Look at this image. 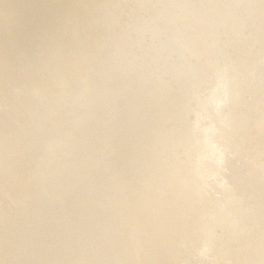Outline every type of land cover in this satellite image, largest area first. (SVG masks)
<instances>
[{
    "label": "bare ground",
    "instance_id": "1",
    "mask_svg": "<svg viewBox=\"0 0 264 264\" xmlns=\"http://www.w3.org/2000/svg\"><path fill=\"white\" fill-rule=\"evenodd\" d=\"M147 4L152 8L150 14L143 10ZM14 5L18 9L20 5V18L16 26L10 27L9 43L0 47V81L2 77L10 81V87L7 82L4 88L9 87L14 100L24 101L28 97L26 104L38 102L36 98L42 92L39 103L45 96L50 105L51 60L61 57V51L67 55L76 52L67 45L60 46L58 54L51 58L54 35L58 33L59 42H63L72 30L70 24L75 22L72 18L90 15L101 7L104 11L111 9L112 13L103 14V11L100 19L98 16L90 19L93 25L88 26V20L82 25L88 33L93 31L91 39L95 41L94 48L97 46L94 55L105 54V65L119 66L117 74L123 89L117 94L122 100L121 106L127 105L124 100H128V95L138 96L142 84L150 87V93H158V97L155 93L156 104H161L168 99L164 94L169 83L177 80L188 88L179 91L175 100L170 101L171 107L165 106L164 111L174 114L186 102L184 114L189 117L188 122L182 119L180 123L179 118L170 119L169 131L174 134L165 137L160 150H152V138L138 142L141 135L146 136L144 132L154 129L145 131L146 127L142 126L150 123L142 121V126L132 131L128 149L120 156L113 153L114 156L109 157L105 142L101 144L100 139H90L80 133L75 135V121L68 113L62 115L61 125L49 144L45 139L38 147L48 145L47 152L37 151L27 163L17 164L16 169L26 178L21 179L23 202L35 196H47L45 186L54 177L58 179L60 195L66 192L75 174L86 177L115 160L121 161V166L124 162L135 163L127 181L122 170L117 172L121 177L116 189L103 194L101 205H106V211L86 208L89 213L85 214L84 207H90L93 202L85 197L66 211V218L71 217L73 211L80 217L76 245L69 236L71 243L67 245L65 235L69 234L61 232L58 224L59 230L42 235L35 242L32 258L22 259L18 264H54L55 259L58 264H264V127L259 125L264 121L260 116L264 113V97L260 113L244 110L240 115L239 110L235 112L226 103L221 111L214 110L217 114H212L214 119L209 120L202 116V107L206 104L189 106L187 103L192 94L198 93L204 95L205 101L213 102L219 94L218 101L223 97L227 99L225 94L231 91H227L226 86L233 82L237 84L235 88L240 87L234 95L236 99L242 92H251L256 77L260 73L264 75V72L257 74L255 66L264 63L261 55L264 52V0H0L2 33L8 30L1 19ZM53 10H61L52 21H58L55 34H51ZM136 18L139 20L135 21ZM133 22L137 23L136 28L145 25L146 30L152 31L148 41H134V47L128 43ZM240 30L244 34L241 42L230 43L228 37ZM78 31H70V39ZM180 43L185 47L171 50ZM242 44L246 45L241 47ZM110 52H118L115 64L107 60H112L108 57ZM127 54L133 59L128 70L133 66L134 72L139 68L145 71L136 80L133 75L127 78V67L126 73L121 71L119 62ZM7 65L8 69L13 65L14 74L6 75ZM260 70L263 71V67ZM171 72L177 75L175 80L171 79ZM242 95L241 102L235 106L244 103ZM33 110L38 114L35 106ZM47 123L51 125V119ZM57 132L62 133V139L59 133L56 137ZM57 138L60 148L57 154H52L49 147ZM162 156L167 157L161 163L163 168L159 163L152 170L149 166L146 168L149 160ZM164 168L169 169V173ZM54 183L57 182L54 180L52 185H56ZM37 188L45 193H37ZM46 196L41 203L45 206L54 196L56 200L60 198L55 191L48 195V202ZM76 198L66 200L74 202ZM26 210L20 214L26 215ZM50 254L51 261H48Z\"/></svg>",
    "mask_w": 264,
    "mask_h": 264
},
{
    "label": "water",
    "instance_id": "2",
    "mask_svg": "<svg viewBox=\"0 0 264 264\" xmlns=\"http://www.w3.org/2000/svg\"><path fill=\"white\" fill-rule=\"evenodd\" d=\"M149 6L150 4H147L146 8L143 9L148 14L151 13L152 9L151 7L149 8ZM20 11V5L19 9L16 8V6L9 7L6 17L1 19L2 21H4L2 23L4 28L6 26L5 29L8 31L4 33L0 32V47L9 43V39L7 40V38L8 34L11 31L10 27H14L16 26L15 24L18 23L21 13ZM59 11L61 10L51 11V34H55L58 32V21H52H54V17L57 15L56 13L59 14ZM103 11L104 8L102 9L100 7L96 12L91 11L90 15L86 14L84 15V17H79L77 19L72 18V20H75V22L74 24H70V29H72L70 31H80H78L79 33L77 32L72 35L73 39H70V31L66 34L63 42H59L61 38L57 36L58 33L54 35L55 41H52L51 43V58H53L55 54H58L57 52L58 50L60 51V46L64 48L67 45V47L76 49V52L67 55V53L65 54L64 51H61V57L58 56L56 59H54V61L51 60V81L48 79L49 83L51 82L50 105L47 102L48 97L45 96L41 98L42 101L39 103L42 92L36 98L38 102L34 100L26 104L27 99H29L28 97L25 98L24 101H19L17 99V101L14 100L13 93L9 90L10 81L6 78H1L0 84L2 81L3 83L0 85V108H2L0 110V264H18V262L22 259L32 258V254L33 252H35V242H38L39 237H41L42 235H50L53 231H55V229L56 231L59 230L60 228L58 227V224L61 227V232L69 234L65 235L67 245L71 243V238L69 237H72L74 239L73 243H75L76 245L77 240H79L78 232L80 217L73 211L70 213L71 217L66 218L64 215L66 211H70V206L75 202L78 203L80 201L79 198L84 197V199H87L90 203L92 202L91 200H93L90 207H84L85 214L89 213L88 211L90 208H104V211H106V205H101L102 196L103 194L112 193L114 192V189H116L117 185L119 184V178L121 177L117 172L122 170L125 174L124 176H126V181L130 176L128 174L129 170L135 162L128 164L127 162H124L125 164L121 166V161L119 162V160H115L113 162L107 163L105 168L102 167L96 172H93V174H90L86 177H81L75 174V178H73V181H70L67 184L65 188L66 192L63 194L61 193L60 195L58 192L59 182L57 181L58 179H55L54 177V180L57 182L54 183L56 185H52L54 182L53 180L50 184L45 186V190L48 193L47 196L45 195L46 197H48L46 198V201L48 202V199H50L48 195H50L53 191H55L57 197L60 198L56 200L54 196L50 200V202H48V206L41 204L45 200V196L43 197V195L39 198H37L36 196L35 198L33 196V199H28V201L23 202L21 194V191H23L21 179L25 181L26 178H24L25 175L20 172V169H16L18 166L17 164L21 162L27 163V161L29 160V158L31 159L33 154H37V151L47 152L46 147H48V145L45 148L38 147H40L45 139H47L46 142H48L49 144V140L51 141L50 138L54 135L56 128L60 127L61 125L59 121L62 115L68 113L71 116L73 122L75 121V125L77 127L74 130L75 135H78L80 133V135L83 134L86 137L89 136L90 139L93 137L100 139V141L102 142L101 144L105 142V144H107V148L110 150V154L107 153L109 157H113V153L120 156L122 155V152H125V150L128 149V143L131 138L132 131L138 129L137 127H141L142 125L140 124H142V121L143 123L146 121L150 123L149 126H142V128L144 129L146 127L145 131H149L147 128L154 129L149 133L144 132L146 136L141 135L142 138L139 137L138 142L142 143L141 139H144V141H146L148 140V138H152V150L162 149L164 147L162 145H164V143L166 142L164 141L165 137L174 134V132L169 131L171 127V125H169L171 121L170 119L179 118V120H177L179 121V123L180 121H182V119L183 121L188 122L189 117L185 116L184 114L186 102H184L179 107L181 111L180 109H178L174 114L164 111L167 110L165 109V106H169L168 109L171 107L172 103L170 101L175 100V97L177 96V93L179 91L187 90L186 88H188L184 82L175 80V77L177 75H174L173 72L169 73V75L171 74V79L173 80L174 78L175 81H171V83H169V88L164 94V98L168 97V99L165 100L168 101L163 100L161 104L159 102L156 104V92L150 93L152 92L150 91V87H147V84H142V86L138 90V96H136L135 93V96L132 95L130 97V95H128V100H126V102L124 100V103H127V105L124 104L123 106H121L122 100L119 99L117 94L118 92H120V89H123V84H119L121 80L120 76L117 74L120 70L117 69L119 68V66L111 67L105 65V60L103 59L105 54H101L99 57L94 55V50L97 49V46L94 48L95 41H92L91 39L93 31H90V33H88V29L84 28V25H82L83 21L85 22L86 20H88L86 21L88 26L93 25L90 19L96 16H98V18L100 19ZM107 12L112 13L111 9H107V11H104L103 14ZM81 18H83V20ZM66 20L67 19H65V21ZM138 20V18L135 19V21ZM133 23L134 25H132L131 30H129L130 40L128 42L132 47H134V41L143 43V41L146 42L149 40L148 37L152 36V31L145 29L147 28V26L142 25V27L136 28L137 23ZM105 25H107V22ZM92 30L95 31L96 28L93 27ZM133 30H135L136 35H134ZM67 35L69 36L68 39ZM243 35L244 34H242V30H240L231 35L232 37L229 36L228 38L230 40V43L239 42V40L241 42V38ZM115 38L118 37L115 36ZM245 45L246 44H242L241 47ZM182 46L185 47L184 43L175 45L171 48V50L173 49L172 51H175L174 48ZM53 47L56 48L53 49ZM118 52H110L108 57H111L112 60H107H109V62L112 61L113 64H115V56L118 55ZM180 53H182V50L180 51L179 48V54ZM192 53L194 55H197V53L193 50ZM261 55L263 58L264 52L261 53ZM59 58H61V60H59ZM73 59L75 61H73ZM23 60H25V58H23ZM222 60L225 59L222 57ZM132 61L133 59L127 54L124 59L122 58V62L120 61L119 63L122 64L121 71L125 73V68L127 67V78L131 79V76L133 75L134 79L136 80L137 77H139L140 74L144 73L145 71L139 68L134 72L133 66L131 67V70H128V67L130 66ZM225 61H227V59ZM52 63L54 64V67H52ZM147 64L150 63L147 62ZM255 66L257 69V74L258 72H264V70L259 71V68L263 67L264 69V63L263 65L260 64ZM13 68V65H11L8 69L7 65V76L14 74ZM75 75L78 78L74 79ZM125 75H122V78L125 77ZM160 79L162 80V78ZM18 80L21 81L22 78H19ZM200 81L201 80H199V82ZM7 82L9 87L5 89L4 86ZM242 84L244 85V83ZM177 85L182 86L184 89L180 90L176 87ZM232 85H234V87ZM235 87H237V84H235L234 82L226 86L227 91H231L230 94H228V92H226V94L223 92V95L225 94L227 99L222 96L223 100L218 101V99L220 98L219 94L215 101H205L204 95H199L198 93L192 94L190 96L191 98L187 99V103L189 106H192L195 103L206 104L202 107V116L205 117V120L207 118L208 120L210 118L214 119L212 117V114L215 113L214 110L216 111L217 109L221 111V106L226 103L230 105L232 109H235V112L239 110L237 113L240 115H243L242 112L244 110H256L257 113H260V108H262L260 106L261 98L264 97L263 73H260L256 77V83L252 84L251 92H242L246 97H243L242 93H239L240 95L237 96L236 99H234V95L237 92V89L240 88ZM127 90L128 89L126 88V91ZM156 95L158 97V93H156ZM241 95L243 101L245 100L244 103L235 106L237 105V102H241ZM248 96L250 98H248ZM230 98L231 100H229ZM233 102L234 104L232 105ZM33 106L38 109V114H35ZM29 109L30 112L27 113ZM116 112L120 113L115 114ZM215 114H217V112ZM42 115L47 116L45 118V116ZM260 116L264 117V113H262ZM49 119H51V125L47 123ZM211 122L213 123L214 120H212ZM259 125H263L264 127V121H261V124ZM176 130L179 132L180 128L177 127ZM98 132L99 134L97 135ZM58 133L62 139L63 137L61 132H57L56 137L59 136ZM84 144L85 146L88 145H86V143ZM249 144L251 145V143ZM59 148L60 142L59 138H57L55 142L51 143L49 149L52 154L55 152L57 154ZM166 159L167 157L165 156H162L157 160L151 159L146 164V168L149 166L152 170L154 165L157 163H159V166L163 168L161 163ZM67 168H69V165ZM14 170H16V172ZM163 170L169 173V169L164 168ZM109 178H112V180L108 181ZM37 189L38 190L36 191H38L37 193L39 194L44 192L42 188L40 190L39 188ZM68 197L77 198L73 200L74 202H72V200H66ZM183 197H181L180 200H182ZM51 201L53 203H51ZM86 208L89 209L86 210ZM25 209H27L26 212H24L26 213L27 217H25V214H20V211L23 212V210ZM65 249L66 248H64L63 250ZM59 255L61 254L59 253ZM48 259V261H51V254L49 255ZM55 261L54 264H58Z\"/></svg>",
    "mask_w": 264,
    "mask_h": 264
}]
</instances>
